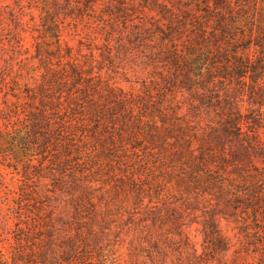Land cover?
Returning a JSON list of instances; mask_svg holds the SVG:
<instances>
[{"label":"rangeland","instance_id":"obj_1","mask_svg":"<svg viewBox=\"0 0 264 264\" xmlns=\"http://www.w3.org/2000/svg\"><path fill=\"white\" fill-rule=\"evenodd\" d=\"M204 1L0 0V13L11 28L14 23L10 21V14H13V20L17 21L15 26L23 38V50L0 51V64L3 58L13 55L14 71L20 73L21 85L26 83L34 90L44 71L62 66L68 60V53L71 63L91 71L97 84L112 87L111 101L104 105L113 107L110 118L115 116L114 122L125 117L129 122L144 124L135 128L133 134L125 135L123 142L117 135L119 129L114 131L111 124L109 131L113 130L117 136V147L107 156L115 163L90 177L96 209L88 210L86 215L93 214L90 218L98 235V247L93 245L91 251L97 256L104 249L103 264L111 261L116 264L164 261L189 264V259L194 260L192 254H200L194 264H264V238L254 233L263 226L264 214V185L259 181V174L264 172V81H256L250 71L237 79L230 77L219 81L214 89H218L217 96L221 99L213 107L191 102L188 91L180 87L184 85L180 75L168 89L161 91L158 86V76L171 71L166 61L169 50L177 48L180 53L179 49L189 43L190 34L196 32L194 20L202 21L203 18L199 26L204 30L210 26L212 20L206 18ZM262 1L230 2L234 8L239 3L253 4V7L257 4L255 14L263 6ZM55 4L59 7L53 6ZM47 13L56 18L53 32L46 29L45 23L50 21ZM173 14L175 22L183 24L173 25L171 31L161 33L169 26L166 18ZM55 32L60 34L62 64L58 61ZM35 43L40 47V56L36 55ZM244 54L255 55L254 47ZM1 98L2 93L0 102ZM16 100L9 95L7 104L11 108L0 113L3 130L5 116L10 118L8 122L16 121L17 115L21 117V113L14 112ZM118 101H121L119 107L115 104ZM228 102L243 114L240 115V128L245 131L243 139L252 140L254 148L247 151L246 157L240 156L237 160L231 154L239 156L240 141L227 137L224 148L216 150L214 158L205 157L204 165L197 167L199 148L214 149L209 145L207 131L219 128L225 115L220 104ZM156 108L167 115L166 119L189 129L188 148L190 145V152L196 156L191 157L187 152L176 154L177 148L184 143L167 130L169 125L160 121ZM147 132L156 136L154 144L147 141ZM6 142L0 139V258L10 264L21 248L17 240L23 234H31L35 240L51 234L52 243L57 244L61 236H69L73 231L51 217L41 225L50 227L42 230L27 224L26 216L35 214L34 201L23 194L32 190V195L37 197L39 192L52 187L48 178L33 182L23 176L21 165L7 161L10 156L7 152L11 151ZM164 142L167 144L163 146ZM118 177L126 183L123 187H120L123 183L116 180ZM137 192L142 193L139 200ZM74 195L57 191L54 197L51 195L49 203H43L40 214L70 219V197ZM251 195H256V199H251ZM26 207L27 210H21ZM155 215L158 216L156 221ZM213 233L223 246L215 245ZM152 241L159 243L158 252L151 248ZM98 262L93 264L101 263Z\"/></svg>","mask_w":264,"mask_h":264},{"label":"trees","instance_id":"obj_2","mask_svg":"<svg viewBox=\"0 0 264 264\" xmlns=\"http://www.w3.org/2000/svg\"><path fill=\"white\" fill-rule=\"evenodd\" d=\"M230 1L205 0L203 2V5L207 7L206 18L212 22L204 30V27L199 26L204 19L202 18V21L194 20L196 32L190 34L189 43L183 46V49H179L180 53L177 48L169 50L170 56L166 61L169 66L171 65V71L169 74L158 76L157 80L161 91L164 88L168 89V86L170 87L173 82H176L180 75L183 77L184 85L179 86L188 91V95L192 99L191 102L213 107L221 99L217 96L218 89H214L219 81L227 80L230 77L232 79L240 78L246 71L252 72L256 81H264V0L262 1L263 6L255 14L253 11L257 9V4L253 7V4L239 3L235 5L236 8L232 6L233 9ZM211 5L213 6L211 7ZM53 6L59 7L56 4ZM211 8L213 9L210 12ZM237 9L240 12H237ZM47 14L50 21L49 24L45 23L46 29L53 32L57 24L56 18L52 17L51 13ZM10 17V21L14 23L12 28L6 22L4 14L0 13V51L19 52L23 50V38L15 26L17 21L13 20V14H10ZM175 19L174 14L168 16L166 20L169 26L162 29L161 33L171 31L173 25L183 24L181 21H178V24ZM166 20L164 19L165 22ZM162 25L161 23L160 26ZM54 37L56 38L58 61L62 64L64 56L60 50V34L55 32ZM251 46L254 47L255 55L244 54ZM35 51L37 56L42 54L37 43H35ZM66 55L68 60L64 61L62 66L56 69L47 68L44 71L41 76L42 80L34 87V90L26 83L21 85L19 82L20 73L14 71L13 55L3 58V63L0 64V93H2L0 113L6 108H11L7 104L9 95L17 99L16 105L13 106L14 112L16 115L21 113V117L17 115L16 121L11 122H8L10 118L5 116L3 119H6L4 124L6 127L4 130L0 127V139L7 140L5 144L10 146L11 152H7L10 155L7 157V161L13 160L17 165H21L23 176L29 180L32 179L33 182L48 178V183L52 187V189L46 188L39 192L37 197L35 194L32 195V190H26L27 194H23L25 197L28 195L27 198L34 201L32 208L35 214L33 217L26 216L27 224L32 225L36 230H42L50 227L41 225L47 221L46 218L51 217L73 231L69 236H61L57 244L52 243L51 234L38 240L30 236L31 234H23L17 240V243L21 244V248L15 253L16 257L10 264H93L99 260L100 264H103L102 261H105L104 249L97 256H93V253L96 252L91 251L93 245L98 247V235L94 229L93 220L90 218L93 214L86 215L88 210L93 212L96 209L91 193L93 189L91 181L93 180H90V177L98 170L115 163L107 156L108 152L117 147V136L112 132L119 129L120 133L117 135L122 141L125 135L133 134L135 128L144 125L139 121L129 122L125 117L114 122L112 118L115 116L110 118L113 114V107L109 108L104 105V102L111 101L109 94H111L110 88L112 87L97 84L91 71L77 68L71 63L70 55L68 53ZM64 64L67 65V68L64 67ZM180 72L181 74H179ZM21 97L23 100L20 99ZM120 103L121 101L115 102L117 107ZM130 105L131 108H134L131 102ZM220 106L225 111H222L225 113L224 119L219 128L212 127L207 131V137L211 140L209 145H212L214 149L199 148V157L195 163L197 167L204 165L205 157L214 158L216 150L224 148V140L227 137H233L240 141L242 149L239 156L238 153L231 154L237 160L240 156L246 157L247 151L254 148L252 140L245 141L243 139L245 131L240 128V115L243 114L239 113L238 108L229 102L224 105L220 104ZM123 107L124 104H122ZM157 110L161 109L156 108V113H158L161 122L169 125L167 130L174 133L175 139H182V144L184 143L181 148H177L176 154L187 152L191 157L196 156L190 152V145L188 148L189 139L186 136L189 135L187 134L189 129L176 125L173 121L165 118L166 114ZM121 115L118 114L119 117H122ZM162 117L163 120H161ZM111 124L115 128L114 131H109ZM146 135L147 141L154 144L156 136L152 137L148 132ZM159 141L163 142L161 138ZM166 144L167 142H164L163 146ZM126 148L125 144L124 150ZM106 161L109 163L105 164ZM259 176L261 185H264V172H261ZM116 180L120 184L123 183L120 187L126 184L122 177H118ZM128 180L130 179L128 178ZM116 188L119 189V185ZM57 191L68 195H74L73 193L77 191L74 197H70L72 210L68 220L60 218L59 215L51 214L49 216L46 214L43 216L40 214L43 211V205H45L43 203H49L50 198L54 197ZM251 192L257 194L253 190ZM141 194L137 192V200ZM250 198L256 199V195H251ZM22 209L27 210L28 208ZM23 215L24 213H21V216ZM262 217L263 226L254 233L257 237L264 238V214ZM154 218L156 221L158 216L155 215ZM49 232L50 230H47V233ZM212 235L215 237V245L223 246L214 233ZM185 245H188L187 241ZM151 248L156 252L161 249L156 241L151 242ZM203 249L205 250V248ZM148 257L151 258L150 254ZM192 257L196 260L200 258V254H192ZM194 260L189 259L188 263H197ZM111 263L116 264L112 261ZM0 264H7L6 259L0 258ZM151 264H167V262Z\"/></svg>","mask_w":264,"mask_h":264}]
</instances>
